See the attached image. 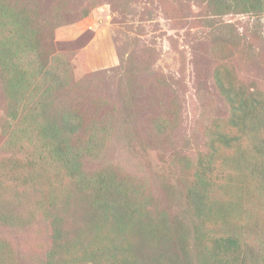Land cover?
<instances>
[{
  "label": "rangeland",
  "instance_id": "1",
  "mask_svg": "<svg viewBox=\"0 0 264 264\" xmlns=\"http://www.w3.org/2000/svg\"><path fill=\"white\" fill-rule=\"evenodd\" d=\"M27 3L42 12L40 24L50 32L45 46L53 54L43 62L29 51L21 58L29 70L40 62L44 69L38 72L41 84L33 87L29 109L40 112L48 107L41 120L47 114L59 126H67L72 131L71 146H84L88 138L82 136L83 130L89 131L94 151L84 154L83 149L82 170L115 173L124 181L130 201L146 204L152 220L166 222L173 232L169 239L179 245L175 228L183 225L188 235L193 234L206 217L198 215L188 193L192 170L176 155L196 158L206 149L213 123L229 113L213 80L218 65L232 68L244 84L264 88V12L215 14L208 0ZM227 24L244 36L242 47L226 41ZM217 43L223 49L214 50ZM132 54L148 56L154 69L172 76V82L159 88L153 86L154 75L145 78L148 89L136 99L129 98L131 103L124 109L114 103L126 72L127 62L122 59ZM69 76L71 95L63 84ZM44 99L50 105H41ZM4 116L0 97V216L10 217L8 222L0 220L5 264H154L156 251L142 253L143 238L134 226L119 227L111 216L103 219L101 212L89 209L72 183L64 181L55 205L47 204V210L38 201L43 199L40 185L30 176L48 166L42 143L28 136L32 131L25 133L30 124L23 123L22 115L16 120ZM158 116L171 124L161 136L153 125ZM70 191L76 194L68 198ZM250 198L238 219L240 237L259 251L250 264H264V196ZM210 226H204L206 236L198 246L225 235L222 227ZM192 242L190 249L180 252L181 264H203Z\"/></svg>",
  "mask_w": 264,
  "mask_h": 264
},
{
  "label": "trees",
  "instance_id": "2",
  "mask_svg": "<svg viewBox=\"0 0 264 264\" xmlns=\"http://www.w3.org/2000/svg\"><path fill=\"white\" fill-rule=\"evenodd\" d=\"M208 3L211 10L220 15L231 12L261 15L264 12V0H208ZM42 19V12L38 14L27 0H0V97L3 100L4 117L16 120L22 115L23 123L30 124L25 133L32 131L28 136L42 143L40 150L48 166L45 171L30 175L40 185L39 192L43 199L38 201L49 210L47 204L55 205L56 193L58 195L66 180L72 183V189L82 194V200L89 209L101 212L103 219L111 216L119 227L134 226L143 238L142 253L156 251L154 264H181L182 251L191 248L192 239L195 246L203 241L206 236L204 226L207 227V224L210 227H222L225 235L210 238L204 246L196 247L203 264H250L252 257L259 251L255 247L250 248L251 245L240 237L243 231L238 219L248 207L250 197L264 196V88L252 82L244 84V80L236 77L232 68L222 63L214 69L213 80L227 102L229 113L213 123L208 131L206 149L197 152L196 158H190L188 154L180 157L176 155L180 162L188 164V170H192L194 181L188 193L199 214L196 213L205 215L207 224L203 221L197 231L188 235L179 222L182 228L177 226L174 233L181 242L176 245L169 239V233L173 232L168 229L166 222L153 221L146 204L131 202L124 181L119 180L115 173L104 169L89 174L82 170L80 160L83 149L86 148L84 154L94 151V146L89 144L93 139L89 131L83 130L82 136L88 138L84 146H71L72 131L67 126H59L54 120L48 119L47 114L43 115L45 121L41 120V113L48 112V107L40 112L29 109L33 87L41 84L38 72L44 71L42 62L53 55L49 46H45L50 43V32L47 33L45 24H40ZM226 26V41L232 42L237 48L242 47L244 36L231 24ZM216 48L220 50L223 46L217 43L214 50ZM25 51L38 54L42 62L32 70L27 69L21 59ZM54 56L57 57V54ZM123 61L127 62L126 72L118 86V102L114 103L115 106L118 104L125 109L131 103L130 99L142 96L148 89L143 83L144 79H150L153 75V86H171L172 76L157 72L148 56L132 54ZM70 78L67 77L63 82L68 87L69 95ZM47 86V90L51 91L53 86ZM48 103L44 99L41 105L48 106ZM153 125L158 136L171 126L170 121L163 116L156 117ZM35 131L39 135L35 136ZM220 169L224 172H220ZM216 190L220 192L216 194ZM75 194L70 191L68 198ZM0 217L2 222L10 220L7 216ZM5 260V255L2 257L0 254V264H5Z\"/></svg>",
  "mask_w": 264,
  "mask_h": 264
}]
</instances>
